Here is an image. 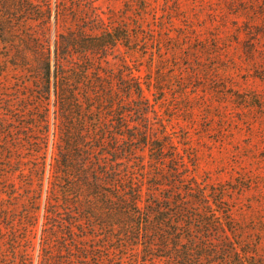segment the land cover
<instances>
[{
	"label": "rangeland",
	"instance_id": "obj_1",
	"mask_svg": "<svg viewBox=\"0 0 264 264\" xmlns=\"http://www.w3.org/2000/svg\"><path fill=\"white\" fill-rule=\"evenodd\" d=\"M44 1L51 7L48 24L26 19L14 39L32 31L54 62L58 33L128 26L132 42L96 59L91 73L99 67L114 77L152 81L143 101L124 97L129 131L146 129L152 139L166 132L188 175L203 187H225L240 237L257 242L264 256V0ZM18 60L0 40V264H39L44 251L59 261L72 251L76 259L87 256L84 247L96 257L94 264H162L143 262L132 245L120 250L117 238L77 227L71 235L57 222L70 221L63 209L60 217L47 219L58 125L54 96L41 98L40 71L15 66ZM84 62L75 56L70 66ZM142 103L146 114L140 115ZM148 154L144 170L137 167L141 152L131 163L145 185L154 172L170 174L166 167L149 166ZM45 240L50 250L43 251Z\"/></svg>",
	"mask_w": 264,
	"mask_h": 264
},
{
	"label": "trees",
	"instance_id": "obj_2",
	"mask_svg": "<svg viewBox=\"0 0 264 264\" xmlns=\"http://www.w3.org/2000/svg\"><path fill=\"white\" fill-rule=\"evenodd\" d=\"M61 11L58 7L57 26ZM33 18L41 25L48 24L51 7L47 1L0 0L1 42L16 51L19 60L15 66L38 68L41 98L54 96L58 125L47 219L60 217L63 209L70 221L68 225L62 218L57 222L71 235L77 227L83 233L117 238L120 250L132 245L142 254L143 262L264 264L258 243L240 237L224 186L203 187L188 175L186 163L178 158V147L166 132L152 139L146 129L137 134L129 131L124 97L143 101L152 81L142 82L134 75L130 79L123 74L114 77L99 67L91 73L96 59L132 42L128 26L103 27L99 34H88L86 29L58 33L53 62L51 51L32 31L22 34L18 42L14 39L22 23ZM29 52L38 67L32 65ZM75 56L84 59V67L70 66ZM137 110L146 114L143 103ZM146 150L149 166L155 163L170 173L154 172L146 181L148 185L136 179V165L131 164L141 152L137 167L144 170ZM45 243L43 251L50 250L51 243ZM82 250L87 256L81 253L75 259L70 251L66 261L44 251L39 264H94L96 257L91 258L86 247Z\"/></svg>",
	"mask_w": 264,
	"mask_h": 264
}]
</instances>
